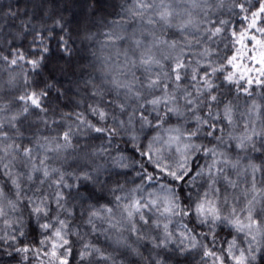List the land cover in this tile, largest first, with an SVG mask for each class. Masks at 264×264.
<instances>
[{
  "label": "trees",
  "instance_id": "16d2710c",
  "mask_svg": "<svg viewBox=\"0 0 264 264\" xmlns=\"http://www.w3.org/2000/svg\"><path fill=\"white\" fill-rule=\"evenodd\" d=\"M155 2L159 3L160 0ZM251 2L255 4L257 0ZM136 3L137 0H0V54L9 56L11 52L13 56L10 58H13L15 52L19 50L26 58L25 62H19L14 67L0 61V106H6L5 111L0 113V121L5 124L4 131L11 138L9 142L18 145L21 151L24 148L33 149L31 162L19 152L15 154L14 159L12 156L0 157V164H9L13 176L19 177L23 189V199L18 204L17 210L9 211L8 215L9 221L13 223L12 230L22 229L25 233L23 237L17 236L19 247L38 248L40 246L37 241L44 239L35 217L30 215L31 205H27L28 197L46 198L51 207L49 215L53 217V221L56 216L66 221L68 239L72 246L69 264H144V260L136 254V250L144 257H147L151 251L153 255H159L166 264H205L201 259L199 247L184 255L176 253L180 233L185 232V225L192 230L193 235L205 234L196 235L198 245L203 243L218 255L226 247L225 240L231 241L235 237L241 246L245 243L240 240L242 234H237L228 225L215 227L213 230L215 243H212L208 226L200 224L193 216L177 215L166 218L161 215L163 209L160 206L159 211L143 210L148 224L140 221L138 215L134 216L136 231H131L123 205L129 203L132 198L140 199L142 203L144 198L148 200L163 198L167 193L160 188V185L166 184L176 189L183 207L189 203L185 200V193L190 194L195 201L198 193L208 191L209 186L213 185L207 174L197 176L189 183L172 182L170 178L162 176L158 170L153 171V167L139 154L140 151L145 150L153 136L158 133L166 135L164 128L180 127L182 130H195L196 116L207 118L209 110L196 108L193 112L189 110L190 106L185 105L181 93L184 90L192 92L195 84L190 77H186L179 82L180 88L175 91L177 104L174 106L179 107L182 115H169L160 129L153 127L141 129L140 122L136 118H133V123L128 125L127 119L132 112L129 110L127 114L120 113L117 105L127 100L131 108H137V102L131 96L125 95V89L117 90L113 87L111 81L115 78L140 88L147 75L138 61L144 46L152 47L157 58L162 55L178 56L182 49L183 59L186 63L190 62L193 67L196 66L197 61L201 65L211 62L213 66L219 67L227 65V58L237 56L235 63L238 67L227 66L224 74L234 71L238 76L243 74L245 78L251 77L253 83L248 85L242 79L239 86L229 84L223 80L224 74L221 73H217L212 78L219 86V92L214 90L213 94L223 95L233 103V123L228 124L223 118L215 121L217 127L223 129V132L218 134L219 140L208 137L206 135L208 126L203 125L202 134L193 138V142L206 148H215L218 155L204 156L201 151L194 154L190 163L193 172L198 170V164L199 168L207 173V168L213 160L218 161L216 167L222 171L214 173L213 186L219 190L216 195L221 201L225 198L228 200L227 205H221L224 215L228 214L229 206L234 205L239 209L245 204L246 199L250 198L252 174L249 165L261 166L262 171L256 174V186L257 189L264 187L261 181V176H264V149L253 151L251 147L244 149L237 147L240 139L250 134L252 128L258 132L264 130V84L255 82L257 78L264 81V76L260 75L262 65L257 62L260 51H250L252 44L248 40H244L242 44H235V38L227 32L224 34L227 38L218 37L215 43L207 41L203 35L204 24L200 25L199 32L190 30L183 33L175 28L162 26L159 22L149 24V17L154 21L157 19L155 14L148 11L142 16L135 15ZM165 3L171 4L172 8L181 15L185 11H191L193 18L197 20L217 21L219 18L231 21L234 27L244 26L241 18L235 15L238 10L233 12L228 10L231 0H225L224 8H216L212 0H208L209 7L203 10L192 9L190 0H165ZM108 33H111V39L106 35ZM258 38L264 39V37ZM136 40L141 41L140 48L136 47L134 43ZM159 40L169 43L174 41L176 48H168L163 44L153 47V44ZM62 41L67 42L68 51L64 50L65 44ZM43 46L48 47L49 51L44 55L41 66L34 71L26 61L36 59L35 53ZM205 49H211L212 55L207 58L202 57L201 53ZM254 55L256 60L251 59ZM130 61H136L135 66ZM161 63L167 70L170 61L162 59ZM153 71L157 69L154 67ZM200 71H203V68ZM11 77H15L14 87H10L7 83ZM25 80L28 83H25ZM167 83L168 91L173 92L175 85L170 80ZM45 85L51 87L45 89ZM238 87L240 89L247 87L252 96H248L243 91L238 92ZM40 89L48 91L47 98L42 101L47 110L39 112L32 108L27 115L20 116L14 121L15 128H9L8 120L18 114L23 107L22 102L16 98L29 91ZM97 92L102 95H93ZM154 94L162 95L159 90H155ZM192 94L195 98L196 93ZM253 100L262 105L258 113L251 112ZM97 106L125 121V126L118 130V135L105 139L89 129L80 128L78 134L72 138L73 147L66 151L46 152L45 148L40 147L43 144L46 148H55L53 141L54 138L58 139L60 132L67 130L68 126L76 129L78 124L76 114H82L97 126L104 124L103 121L98 123V118L88 110ZM211 110L222 113L223 108L212 106ZM148 118L156 122L154 115H149ZM43 121H47V124ZM209 122L213 123V121ZM107 126L116 127L111 120L107 122ZM253 139L256 147L261 148V137ZM3 146V142L0 141V147ZM45 154L48 159L44 160L42 165L41 160ZM163 155L166 158L165 163L169 164H175L180 158L174 151L164 152ZM219 161L227 163L222 164ZM33 164L37 168H58L68 184L75 182L78 185L70 191L61 189L65 196L62 208H58L54 202L57 192L55 185L50 186L51 180L57 178L56 175L53 173L50 177L44 178L42 172L32 170ZM233 164L236 165L235 168L232 167ZM141 165L156 178L153 182L149 183L141 178L140 174L143 171ZM93 168L100 169L102 184L76 179L83 171L91 172ZM3 171L0 167V185H4L5 191L11 194L12 185L9 183V177L2 174ZM192 174L190 172L189 176ZM28 175L33 179L28 180ZM185 179L187 180L188 177ZM229 182L234 183L235 187ZM141 187L143 193L139 191ZM134 189L137 191H133ZM148 193L154 195L149 196ZM116 196H120L121 200L117 201ZM126 197L128 199H125ZM104 208H111V214L105 213ZM94 210L100 211V217H93L92 223H89L90 213ZM241 219H243L242 214ZM156 224H160L161 227H155ZM164 224L168 225V230L173 233L175 240L174 243L169 244L168 252L163 249H153L151 243L152 239L159 242L163 237ZM8 231L11 230L6 228L3 220H0V235ZM85 244L90 248L99 249V254L93 252L88 259L81 260L79 253L84 250ZM9 252L12 255H8ZM27 255L28 260H22L21 255L15 253L7 244H0V264H39L31 253ZM261 255L264 253L258 255L256 264H264ZM41 259L45 258L41 257Z\"/></svg>",
  "mask_w": 264,
  "mask_h": 264
},
{
  "label": "snow or ice",
  "instance_id": "6c2138e0",
  "mask_svg": "<svg viewBox=\"0 0 264 264\" xmlns=\"http://www.w3.org/2000/svg\"><path fill=\"white\" fill-rule=\"evenodd\" d=\"M213 6L216 8H224L225 0H212ZM190 7L192 9L203 10L209 7L208 0H190ZM229 12L238 10L235 15L241 18V23L244 26L241 28L239 25L233 26L231 21L225 19H219L217 21H212L210 19L197 20L193 18L191 11H185L183 15L176 12L172 8L171 4L165 3V0H160L156 3L155 0H137L135 15H143L145 12L151 11L155 14L156 20L154 21L151 17L148 18V23L159 22L162 26H167L168 28H175L179 32L183 33L185 31L197 30L200 31V25L204 24L203 35L206 37L207 41L212 43L216 42V38L224 37V34L230 33L231 37L235 38V44H242L244 40H248L252 44V49L250 51L259 50L260 58L257 61L262 65L260 70V75L264 76V39L258 37H264V0H257L255 4H252L251 0H231ZM207 14H205L206 16ZM246 22V23H244ZM109 38H112L111 33L106 34ZM117 39H122V37H116ZM227 38V37H224ZM65 44V51H68L67 42L62 41ZM199 43V41H197ZM137 48L142 46L140 40L134 41ZM157 44H163L168 48L175 49L176 43L173 41L169 43L165 40H159L153 47ZM49 51L48 47L43 46L41 49L35 53L36 59H28L26 62L35 71L38 69L44 61V55ZM239 51V49L237 50ZM183 50L181 49V54L178 56L162 55V57L157 58L155 53L152 51V47L144 46V51L139 55L138 61L139 66L143 68L145 75L144 81L140 84V88L132 83H124L118 79H112L111 83L113 87L117 90L123 88L125 89V95L131 96L133 100L137 102V108H131L128 105L127 100L125 103L118 104L120 113L127 114L130 110L132 112L131 116H128L127 123L131 125L133 123V118H136L140 122L141 129L145 127H153L160 129L167 121L169 115H182L179 107L174 105L177 104V97L175 96V91L180 88V83L182 79L190 77L191 81L195 82L192 87V92L184 90L181 95L185 101L186 106H190V111H195L196 108H208L207 118L196 116L197 126L195 130L187 131L182 130L180 127L164 128L163 131L166 135H160L159 133L152 137V140L146 145L145 150L140 151L139 154L145 158V162L153 167V171L158 170L159 173L167 178H170L172 182L189 183L194 180L197 176H202L207 174L208 178L215 183L214 173L222 171V169H217L216 165L218 161L213 160L212 164L208 166L207 173L204 169L199 168L197 164V171L193 172L191 161L196 153L203 151L204 156L215 157L218 155L215 148H206L201 144H196L193 142V138H197L202 134V126L207 125L208 130L206 135L212 137L214 140H219V133L223 132L222 128L217 127L215 121L224 119L228 124H232V113H233V103L231 100H227L223 95L213 94V91L219 92V86L213 82V77L217 73L224 74L225 68L231 66L232 68H237L238 65L235 63L237 56L233 55L231 58H227V65H221L219 67L213 66L211 62L201 65L199 61L196 62V66H192L190 62L186 63L183 59ZM212 55L211 49H205L201 56L207 58ZM13 54L10 52L9 56L0 54V61L7 62L11 67L17 66L19 62H25V55L17 50L13 58H10ZM169 60L170 63L165 70V66L161 63V60ZM252 60H256V56L251 57ZM134 66L136 61H130ZM154 67L157 71H153ZM203 68V71L200 69ZM244 79L246 84L251 85L253 79L251 77L245 78L243 74L237 75L236 72L230 71L223 75V80L229 84H234L239 86L240 80ZM172 81L175 85L173 92L168 91V81ZM15 77H11L8 80L10 87L15 86ZM257 84H264L257 78L255 81ZM25 83H28L25 80ZM199 85V87H197ZM39 87V86H37ZM51 85H45L46 88H50ZM159 90L162 95H155L154 91ZM237 91H243L248 96H252V93L247 87ZM193 92L196 93L195 98H193ZM119 94V93H117ZM93 95H102L101 93H93ZM48 96V91L44 89L32 90L27 92L25 95H20L16 99L22 102V110L13 115L8 120L9 128H15V123L20 116H25L29 113V110L34 108L39 112H45L47 109L43 105L42 101ZM207 101V103H205ZM163 106V107H161ZM212 106L220 107L222 106L223 111L213 112L211 110ZM262 105L257 104L255 100L251 101V112L258 113ZM6 106H0V113L5 111ZM90 113L98 118V123L103 121L104 124L97 126V124L91 123L82 114H76V120L78 122L77 128L74 129L72 126H68L67 130H64L58 134V139L54 138L55 148H46V145H40L41 148H45L47 151L59 152L61 150H67L72 148V138L78 134V129L86 128L93 133L100 134L105 139H110L113 136L119 134V129H123L125 126V121L119 119L118 117L111 115L109 112L103 110L99 106L90 107L88 109ZM154 115L155 123L149 120L148 116ZM111 120L116 127H108L107 122ZM209 121H213L210 123ZM47 124V121H43ZM53 123H57L53 121ZM5 124L0 121V141L3 142L4 146L0 147V157L12 156L15 158L16 153L22 154L25 158H28L31 162V157L33 153L32 148H24L22 151L18 145H14L9 142L11 138L8 133L4 131ZM254 137H261L260 144L261 148L256 147ZM135 139V137H133ZM237 147L244 149L246 147H251L253 151H261L264 149V130L258 132L255 128L251 129L250 134L241 138ZM139 150V149H138ZM176 152L179 154V160L175 164L165 163L164 152ZM103 154V153H101ZM95 155V153L93 154ZM222 155V154H221ZM48 159L45 154L44 158L41 160V164H44V160ZM219 163L226 164V161H219ZM2 167L3 175L9 177V183L12 185L11 194L5 191V186L0 185V220H3L7 229L11 230L5 232L4 235H0V244H7V246L15 253L21 255L22 260H28V253L32 254V257L36 259L39 264H69V258L72 254L71 242L68 239V225L65 220L60 219L59 216L53 217L49 215L51 207L46 198L32 199L28 197L27 205H31L29 208L30 215L35 217L38 228L41 230V234L44 235V239L38 240L37 243L40 247H19L17 246V236L23 237L25 235L22 229H13V223L9 221L8 215L9 211H16L18 204L22 201V185L20 183L19 177H14L9 164H0ZM143 169V165H141ZM233 168L236 167L235 164L232 165ZM252 174L251 182V196L247 198L245 204L237 209L234 205L229 206L230 210L227 215L222 214V204L227 205L228 200L225 198L223 201L216 195L218 189L213 185L209 186L208 191L198 193L197 199L192 200L190 194L185 193V200L189 203L181 206V198L174 187H169L166 184L160 185V188L167 193L163 198L156 197L155 199L148 200L144 198L142 203L140 199L132 198L129 203L123 205L124 213L126 218L131 225V231L135 232V224L133 223V217L138 215L139 220L144 224H148V220L145 219L144 209L152 210L155 209L159 211V206H163L162 216L170 218L171 216L183 215V216H193L197 219L200 224L209 227V235L211 237V242L215 243V233L214 229L218 225H228L237 234H242L240 240L245 242L243 246L238 243L237 239L233 237L231 241L225 240V245L218 255L216 251L208 248L205 244L200 243L196 240V235L203 236V233L192 234V230L188 229L185 225V232L180 233V239L175 249L176 253L179 255H184L185 253H191L193 250L199 247L201 249V259L205 261V264H256L258 255L264 253V187L257 189L256 186V174L262 171L260 165L251 164L249 165ZM33 171H40L44 178L50 177L53 173L56 175V179L51 180L50 186L55 185L57 192L54 197V202L58 208L63 207L65 196L63 189H68L78 187L74 182L73 184H68L65 181L64 174L60 172L58 168L43 167L37 168L35 164L32 165ZM100 169L93 168L91 172L83 171L82 174L76 179L92 182L94 184H102V178L99 175ZM193 173L189 176V173ZM71 175V174H69ZM141 178L149 183L156 179L152 173L143 169L141 172ZM188 177L186 180L185 178ZM28 180H32L31 175L27 176ZM261 181L264 183V176H261ZM43 183V181H41ZM235 187V184L229 182ZM133 191H137L134 189ZM143 193V188L139 189ZM149 196H153V193H148ZM12 197H15L13 199ZM117 201L121 200L120 196H116ZM125 199H128L127 197ZM26 205V206H27ZM6 209L8 211H6ZM66 211V209H65ZM103 211L107 214H111V208H104ZM241 214L243 219H241ZM99 218L100 211L94 210L90 213L89 223H92V218ZM43 221V222H42ZM18 222V221H17ZM115 227V225H112ZM155 227L160 228V224H156ZM164 235L159 242L152 239L153 249H163L165 252L169 251V244L174 243L173 233L168 230V225H163ZM260 237V239H258ZM137 239H143V237H137ZM10 242V243H9ZM83 251L79 253V258L81 260L88 259L93 252L99 254V249L90 248L88 244L83 246ZM136 254L140 255L144 260V264H166L164 260L160 258L159 255H153L151 251L147 257H144L138 250ZM8 255H12L11 252ZM41 257L45 259H41ZM264 258V255H261ZM108 259V257H104ZM171 259V256H169Z\"/></svg>",
  "mask_w": 264,
  "mask_h": 264
},
{
  "label": "rangeland",
  "instance_id": "374dc122",
  "mask_svg": "<svg viewBox=\"0 0 264 264\" xmlns=\"http://www.w3.org/2000/svg\"><path fill=\"white\" fill-rule=\"evenodd\" d=\"M160 207L163 209V206L162 205Z\"/></svg>",
  "mask_w": 264,
  "mask_h": 264
}]
</instances>
